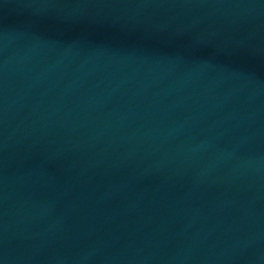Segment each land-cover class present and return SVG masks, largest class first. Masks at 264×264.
Here are the masks:
<instances>
[{"label": "water", "instance_id": "obj_1", "mask_svg": "<svg viewBox=\"0 0 264 264\" xmlns=\"http://www.w3.org/2000/svg\"><path fill=\"white\" fill-rule=\"evenodd\" d=\"M0 264H264V0H0Z\"/></svg>", "mask_w": 264, "mask_h": 264}]
</instances>
